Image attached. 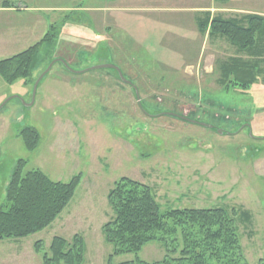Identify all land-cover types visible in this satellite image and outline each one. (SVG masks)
I'll return each mask as SVG.
<instances>
[{
  "label": "rangeland",
  "instance_id": "1",
  "mask_svg": "<svg viewBox=\"0 0 264 264\" xmlns=\"http://www.w3.org/2000/svg\"><path fill=\"white\" fill-rule=\"evenodd\" d=\"M7 1L22 9H52L50 13H22L16 20L26 32L33 15L43 19L47 16L56 22V39L52 52L43 56L42 64L33 72L32 81L18 79L6 84L0 78V209H7L6 186L19 161L25 162L24 173L40 170L54 182L80 178L69 204L50 226L26 238L10 239L19 240L17 250L22 251L12 264H42L35 248L37 242L40 251L49 254L54 237L71 243L75 235L84 244L81 264H106L113 247L104 241L102 226L113 218L107 196L120 178L150 187L163 211L235 209L246 263L264 264V80L249 91L220 88L211 65L214 56L208 58L203 38L198 68L191 65L196 46L185 43L179 48L183 53L178 49L170 53L172 50L165 48L166 40L161 38L157 44L159 33L150 34V41L139 37L131 40L122 34L114 45L105 39L100 44L103 47L96 49L82 18L94 3L101 4L99 0ZM239 4L264 14V0L229 2ZM76 6L85 12L57 10ZM176 17H171L175 24ZM5 26L0 16V35L5 34ZM65 29L73 33L63 32ZM38 30L41 32L40 27ZM36 42L24 40L13 46L16 48L11 47L12 53L22 52ZM144 46L142 51L158 64L156 71L154 66L138 61L143 58L140 54L132 56L134 49L139 51ZM9 50L0 53V60L12 56L7 54ZM260 51H264L262 45ZM52 57L63 60L71 70L81 71L73 75L56 62L33 96L35 82L42 75L39 73L46 64L47 69ZM101 65L120 67L127 76L122 74L125 81L112 69L94 68ZM146 66L164 79H151ZM128 71L140 79H131ZM71 79L78 83L68 88L65 82ZM171 113L213 128L182 121ZM25 128L34 129L39 136L32 151L25 148L20 137ZM240 212L248 214L245 220ZM165 255L161 243L151 242L137 255H119L113 262L139 259L151 263L161 261Z\"/></svg>",
  "mask_w": 264,
  "mask_h": 264
},
{
  "label": "trees",
  "instance_id": "2",
  "mask_svg": "<svg viewBox=\"0 0 264 264\" xmlns=\"http://www.w3.org/2000/svg\"><path fill=\"white\" fill-rule=\"evenodd\" d=\"M199 29L202 35L207 32L208 37H220L241 54L246 53V57H229L217 62L213 72L220 88L249 91L259 80H264V51H260V45L264 48L263 16L248 14L235 19L223 18L221 15L209 19L206 16L200 22ZM54 32L55 27H50L32 46L0 60V78L6 84L18 79L31 80L33 72L42 64L43 56L47 57L48 52H52L51 48L55 47ZM136 50L132 56H139L140 49ZM55 59L52 57L51 61ZM137 59L151 66L149 60ZM46 66L39 74L45 71ZM63 69L72 73L64 66ZM150 69L145 71L148 70L151 79H164ZM153 69L156 71L155 66ZM128 75L133 80L140 79L129 71ZM137 90L139 92L138 87ZM20 137L27 150L36 148L39 136L34 129H23ZM24 164L23 161L18 162L6 186L7 209H0V240L26 238L50 226L69 204L80 181L79 177H74L67 183L54 182L40 170L24 173ZM107 202L113 218L102 226V233L104 241L113 247V251L106 264H114L113 258L119 255H137L143 246L151 242L164 246L166 255L161 261L149 263L136 259L117 264H247L242 254L236 225L238 212L235 209L218 207L163 211L150 187L129 178H120L113 183ZM239 215L244 220L248 216L245 212ZM39 243L35 244V248L41 254L42 264L83 262L84 244L78 235L73 237L71 243L61 237H54L49 254L40 251Z\"/></svg>",
  "mask_w": 264,
  "mask_h": 264
},
{
  "label": "crops",
  "instance_id": "3",
  "mask_svg": "<svg viewBox=\"0 0 264 264\" xmlns=\"http://www.w3.org/2000/svg\"><path fill=\"white\" fill-rule=\"evenodd\" d=\"M99 1H101V4L94 3L90 8L86 9V18H82L85 23L84 29H88V31H90V33H88L89 39L96 42V49L103 47V45L101 46L100 44L104 43L103 41L105 39L108 40L107 42H110V46L114 45L115 39H120L122 34L127 37L129 36L131 40L139 37V39H144L145 41L148 38L150 41L152 39L150 34L154 35L155 33H159V36L155 34L157 37V44H159V40H162L161 38H163L162 41L166 40L165 48L172 50L170 53H174L173 51H177V49L178 53H183L180 52L179 48L185 47V43L196 46V57L195 60L191 62V65L194 64L198 68L201 58L203 57L202 46H200V39L203 38L206 40L208 46V58L214 56L211 63V65H213V71H215L217 62H221L225 58L229 57H242L243 54L238 52L234 46L230 45L227 41L221 39L220 37H208L207 32L202 35L199 29L200 22L202 20L204 21L206 16L211 19L216 15H221L223 18L235 19L243 15H248V11L251 14L264 17V14L261 12L251 9L250 11L247 6H244L243 4H239L238 6L229 5L230 0ZM53 8L56 9L55 7ZM51 10L52 9L50 8L27 7L22 9L16 7L12 2L0 0L1 21L6 25L4 27L5 34L0 35V53L10 48L7 54L14 56L18 53L13 54L12 51H14V49L11 47L14 45L18 46L24 40L26 43L29 39H32L33 41L36 40L38 42V40L44 36L50 27H55L56 25V22L54 23L53 19L49 20V17L46 15H44L46 16L44 19L33 15L32 19H29L27 22L28 26L25 27V32L24 29H22L23 24H20L16 20L17 15L35 12L50 13ZM57 10H61L63 13H78L80 10L84 11V9L80 6H76L75 8L73 7L72 9L58 8ZM225 13H227L226 16L224 15ZM173 16H177L174 18L176 24L172 21L171 17ZM7 18H9L11 22H8ZM63 22L64 21L62 20L59 24H63ZM71 26L72 24L69 23L68 27L71 28ZM39 27L41 28V32L38 30ZM131 27H134V31L136 32L133 30L131 31ZM63 32H68V34L73 33L72 31H67V29L63 30ZM218 42L220 46L218 45ZM128 43L130 44V42ZM139 43L144 45V43ZM139 49L140 55L145 60L151 61V66H155L156 68L158 64L150 59V54L147 51H142L145 49V46L139 47ZM187 68H190V66H186V69ZM164 69L168 70L167 68ZM209 70L211 71V67ZM62 83L64 82L62 81ZM74 83H78V81L71 79L67 80L65 85L68 88H72ZM111 83L114 84L113 82ZM20 244L19 240H0V264H12V262L15 261V258L22 254V251L19 250L18 252L17 250L20 248Z\"/></svg>",
  "mask_w": 264,
  "mask_h": 264
},
{
  "label": "water",
  "instance_id": "4",
  "mask_svg": "<svg viewBox=\"0 0 264 264\" xmlns=\"http://www.w3.org/2000/svg\"><path fill=\"white\" fill-rule=\"evenodd\" d=\"M56 62L61 63V64L65 67L66 70H68V71H70V72H72V73H76V74H79V73H80V71L77 72V71L71 70L70 67H69V66H68L63 60L55 59V60H53V61H51V62L49 63L47 69L42 73L41 76H39V77L37 78V80H36V82H35V85H34V88H33V96H34V94H35V90H36L37 85L39 84L40 80L43 78V76H44L45 74H47V72L52 68V66H53ZM94 68H107V69H112V70H114V71L117 72V74L119 75L120 80L125 81V78L123 77L121 70H120L117 66H113V65H101V66L94 67ZM88 70H93V68H89ZM127 83H129L130 85H132L129 81H128ZM134 93H135V97H136L137 99H139V95H138L137 90H134ZM169 115H171V116H173V117H175V118H177V119H180V120H182V121H185V122H189V123H192V124H198V125H201V126H204V127H208V128H213V127H211V126H207V125L201 124V123H199V122H197V121H195V120H190V119H188V118H186V117H182V116H179V115H174V114H172V113L169 114Z\"/></svg>",
  "mask_w": 264,
  "mask_h": 264
}]
</instances>
